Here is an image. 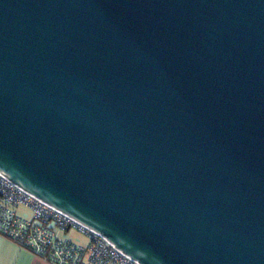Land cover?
<instances>
[{
	"label": "water",
	"instance_id": "obj_1",
	"mask_svg": "<svg viewBox=\"0 0 264 264\" xmlns=\"http://www.w3.org/2000/svg\"><path fill=\"white\" fill-rule=\"evenodd\" d=\"M0 174L138 264H264V0H0Z\"/></svg>",
	"mask_w": 264,
	"mask_h": 264
},
{
	"label": "built area",
	"instance_id": "obj_2",
	"mask_svg": "<svg viewBox=\"0 0 264 264\" xmlns=\"http://www.w3.org/2000/svg\"><path fill=\"white\" fill-rule=\"evenodd\" d=\"M30 211L26 219L16 213ZM76 230L85 246L60 237ZM0 235L50 264H138L93 230L27 193L0 174Z\"/></svg>",
	"mask_w": 264,
	"mask_h": 264
},
{
	"label": "crops",
	"instance_id": "obj_3",
	"mask_svg": "<svg viewBox=\"0 0 264 264\" xmlns=\"http://www.w3.org/2000/svg\"><path fill=\"white\" fill-rule=\"evenodd\" d=\"M68 232V231H66ZM65 232V233H66ZM70 241V240H69ZM0 264H50L0 235Z\"/></svg>",
	"mask_w": 264,
	"mask_h": 264
},
{
	"label": "rangeland",
	"instance_id": "obj_4",
	"mask_svg": "<svg viewBox=\"0 0 264 264\" xmlns=\"http://www.w3.org/2000/svg\"><path fill=\"white\" fill-rule=\"evenodd\" d=\"M16 210V213L20 216H25L26 219H30L31 218V213L30 211H28L27 209L23 208V207H19ZM61 238L66 239V240H70L73 243L77 244V245H82L85 246V244L87 243V239L85 238V236H83L82 234H80L78 231L76 230H70L68 232H62L60 235Z\"/></svg>",
	"mask_w": 264,
	"mask_h": 264
}]
</instances>
